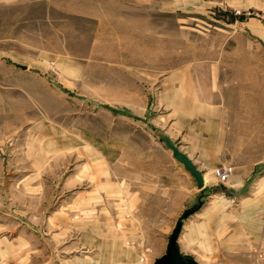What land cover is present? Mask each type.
<instances>
[{
	"label": "rangeland",
	"instance_id": "1",
	"mask_svg": "<svg viewBox=\"0 0 264 264\" xmlns=\"http://www.w3.org/2000/svg\"><path fill=\"white\" fill-rule=\"evenodd\" d=\"M263 28L264 0H0V264H94L81 158L42 148L154 141L162 79L264 62ZM247 260L222 264H264V247Z\"/></svg>",
	"mask_w": 264,
	"mask_h": 264
},
{
	"label": "crops",
	"instance_id": "2",
	"mask_svg": "<svg viewBox=\"0 0 264 264\" xmlns=\"http://www.w3.org/2000/svg\"><path fill=\"white\" fill-rule=\"evenodd\" d=\"M258 35L264 44V28ZM160 86L154 141L76 132L42 148L81 158L87 244L98 248L90 261L159 264L179 225L178 253L193 264L248 261L264 247V62L185 64ZM151 107L135 106V117ZM163 137L202 174V188ZM224 166L233 169L221 183L214 171Z\"/></svg>",
	"mask_w": 264,
	"mask_h": 264
},
{
	"label": "water",
	"instance_id": "3",
	"mask_svg": "<svg viewBox=\"0 0 264 264\" xmlns=\"http://www.w3.org/2000/svg\"><path fill=\"white\" fill-rule=\"evenodd\" d=\"M163 139L168 143L169 147L173 151L175 159L180 162L184 167L192 174V176L196 179L198 186L200 188L203 187V176L202 174L196 169V167L192 164L187 156L180 153L179 150L167 139ZM180 233V225L177 227L176 231L174 232L171 241H170V248H169V258L165 261L160 262L159 264H193L192 262L182 258L176 247V239L178 234Z\"/></svg>",
	"mask_w": 264,
	"mask_h": 264
},
{
	"label": "built area",
	"instance_id": "4",
	"mask_svg": "<svg viewBox=\"0 0 264 264\" xmlns=\"http://www.w3.org/2000/svg\"><path fill=\"white\" fill-rule=\"evenodd\" d=\"M231 173H232V168L229 166L218 168L214 172L215 176L219 179L221 183L227 182Z\"/></svg>",
	"mask_w": 264,
	"mask_h": 264
}]
</instances>
